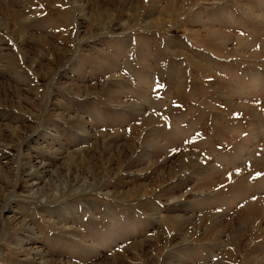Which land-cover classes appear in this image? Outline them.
Masks as SVG:
<instances>
[{"label": "rangeland", "instance_id": "rangeland-1", "mask_svg": "<svg viewBox=\"0 0 264 264\" xmlns=\"http://www.w3.org/2000/svg\"><path fill=\"white\" fill-rule=\"evenodd\" d=\"M0 264H264V0H0Z\"/></svg>", "mask_w": 264, "mask_h": 264}]
</instances>
